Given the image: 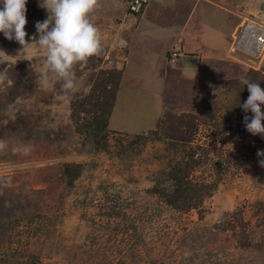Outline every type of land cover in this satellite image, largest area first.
Instances as JSON below:
<instances>
[{
	"label": "rangeland",
	"instance_id": "1",
	"mask_svg": "<svg viewBox=\"0 0 264 264\" xmlns=\"http://www.w3.org/2000/svg\"><path fill=\"white\" fill-rule=\"evenodd\" d=\"M125 2L75 93L44 88L46 52L0 33V264H264V137L239 101L242 76L264 88V54L230 51L264 0H149L136 19ZM26 7L31 42L48 13ZM184 159L201 192L181 210L168 199ZM64 162L83 164L71 185Z\"/></svg>",
	"mask_w": 264,
	"mask_h": 264
},
{
	"label": "clouds",
	"instance_id": "2",
	"mask_svg": "<svg viewBox=\"0 0 264 264\" xmlns=\"http://www.w3.org/2000/svg\"><path fill=\"white\" fill-rule=\"evenodd\" d=\"M27 3L28 0H0V33L22 45V51L36 44L46 52L41 78L44 88L53 87L59 78L66 91H80L83 84L78 80L74 67L86 63L102 49V34L93 16L100 0H40V7L47 10L48 16L36 22L39 38L33 36L31 42L26 39L28 33L25 31ZM0 79H3L2 75ZM240 82L247 86L250 93L247 100L240 104L246 113V130L254 136L264 137V88L243 76ZM5 148V142L0 141V150ZM257 155L264 157V150H258ZM259 163L264 167V159H260Z\"/></svg>",
	"mask_w": 264,
	"mask_h": 264
},
{
	"label": "trees",
	"instance_id": "3",
	"mask_svg": "<svg viewBox=\"0 0 264 264\" xmlns=\"http://www.w3.org/2000/svg\"><path fill=\"white\" fill-rule=\"evenodd\" d=\"M127 12H128V10H127ZM142 12H143V10L138 14H141ZM129 14L134 15V17H136L135 13H128V15ZM175 51L179 52L176 49H174V50L168 49L166 52L170 62H172V53ZM176 61L172 62V63H176ZM201 64H203V60H201ZM244 65L246 67H248V69L252 73H257L259 71L255 67H252V66L249 67L246 64H244ZM198 67H199V65H198ZM109 74L111 75L112 73L109 72ZM239 101L245 102L243 100V98H240V97H239ZM102 137L105 138L106 136L103 135ZM138 138L143 139L146 137H145V135H138ZM178 138L182 139L180 137H178ZM183 140H188V139H183ZM192 163L193 162H191L189 159L177 161L174 164V166L172 167V170L170 173V176L173 179L175 185H174V189L172 190V192L169 196L168 201L170 204L175 206L177 209L183 210L185 208L191 207L193 205V203L191 202V199L194 198V195H195L194 193L197 192L198 194H200V192H201V186L194 184L189 178V171L193 165ZM82 168H83L82 163L64 162L61 165L60 170L62 172L61 175H62L64 181L66 182V184H68V185L73 184L74 180L77 179L81 175Z\"/></svg>",
	"mask_w": 264,
	"mask_h": 264
},
{
	"label": "built area",
	"instance_id": "4",
	"mask_svg": "<svg viewBox=\"0 0 264 264\" xmlns=\"http://www.w3.org/2000/svg\"><path fill=\"white\" fill-rule=\"evenodd\" d=\"M149 0H127L128 13H140ZM242 52L247 57H261L264 54V17L253 14L243 15V21L235 41L230 48ZM177 52L172 53V61L175 60Z\"/></svg>",
	"mask_w": 264,
	"mask_h": 264
},
{
	"label": "crops",
	"instance_id": "5",
	"mask_svg": "<svg viewBox=\"0 0 264 264\" xmlns=\"http://www.w3.org/2000/svg\"><path fill=\"white\" fill-rule=\"evenodd\" d=\"M116 1H120V0H116ZM115 0H100V4L99 7L95 10V12L93 13V16L95 17L94 19V23L95 25L101 30L102 28L106 27V23H105V12L111 10L114 8L115 6ZM125 2V0H124ZM126 3V2H125ZM114 16V10L111 13ZM128 15V12H127ZM129 17H132L131 14L128 15ZM127 16V17H128ZM140 16V15H139ZM136 19V17H134ZM102 45L103 42L101 41ZM185 46L186 45H182V49L185 50ZM174 50V49H171ZM177 50V49H176Z\"/></svg>",
	"mask_w": 264,
	"mask_h": 264
}]
</instances>
